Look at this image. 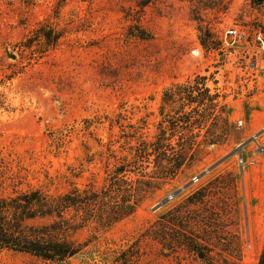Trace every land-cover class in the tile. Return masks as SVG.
<instances>
[{"label": "rangeland", "instance_id": "rangeland-1", "mask_svg": "<svg viewBox=\"0 0 264 264\" xmlns=\"http://www.w3.org/2000/svg\"><path fill=\"white\" fill-rule=\"evenodd\" d=\"M133 25L152 37L132 35ZM232 26L264 30V0H153L144 7L137 0H0V197L30 190L58 195L75 185L100 189L115 155L124 156L141 135L153 139L165 118L188 107L179 86H194L197 77L220 94L234 125L178 175L156 174L144 204L111 228L81 208L63 219H27L30 234L40 229L39 237L90 252L66 264H118L127 249L132 264H258L264 73L255 78L236 64L235 56L241 63L250 50L246 44L232 48L236 55L227 49L224 33ZM200 29L214 43L205 47ZM44 32L59 36L54 45L47 46ZM206 131L201 137L222 134ZM246 141L241 155L233 152ZM182 234L200 242L207 263L178 243ZM162 236L172 243L165 247ZM0 264L59 262L5 248Z\"/></svg>", "mask_w": 264, "mask_h": 264}, {"label": "trees", "instance_id": "trees-1", "mask_svg": "<svg viewBox=\"0 0 264 264\" xmlns=\"http://www.w3.org/2000/svg\"><path fill=\"white\" fill-rule=\"evenodd\" d=\"M152 1L137 0V3L144 7ZM220 1L224 5V0ZM130 31L132 35L141 39L152 37L150 32L137 25L131 26ZM200 31V39L205 47L210 42L214 43L213 36L207 31L201 29ZM42 35L47 39V46L54 45L59 38L57 35L52 36L51 32H44L40 36ZM200 79L197 77L194 86H179V92L186 94L190 104L188 107L184 104L177 116L165 118L153 139L149 140L141 135L135 138L133 144H129L124 156H114L116 164L107 170L104 184L100 189L82 190L75 185L71 190L58 195L30 190L14 196L0 197V250L8 248L59 263L68 262L80 254L88 256L89 251L84 252L82 247L71 242L39 237L40 229H33L35 234H30L28 231L30 228L26 229L28 225L25 221L37 216L63 219L69 209L81 208L90 215L98 216L96 222L102 228L108 229L132 216L152 193L155 179L159 177L156 174L172 177L178 175L186 166L198 160L203 146L221 142L223 134L228 133L234 126L228 106L221 101L220 94L211 91L206 78L204 81ZM171 97L172 91L169 88L165 90L164 101L167 103L172 100ZM204 128H207L206 132L213 128L222 129V134L201 137ZM88 222V219L83 220V225L78 226H84V223ZM57 223L54 220L49 226ZM161 239L165 247L168 242L172 243L166 236H162ZM178 243L187 245L204 263H207L208 255L198 240L182 234ZM134 244L138 247V238ZM128 251L129 249L123 250L122 261L116 259L115 262L132 264ZM109 259L102 257L104 262ZM83 260L97 262L95 258ZM258 264H264V249Z\"/></svg>", "mask_w": 264, "mask_h": 264}, {"label": "built area", "instance_id": "built-area-1", "mask_svg": "<svg viewBox=\"0 0 264 264\" xmlns=\"http://www.w3.org/2000/svg\"><path fill=\"white\" fill-rule=\"evenodd\" d=\"M223 41L229 50L235 46L244 44L248 45L250 53L243 59L244 61L240 63V61H238L240 59L235 56V60H237L236 64H240L239 67L243 70V73H247L248 75L255 78L260 77L262 73H264L263 29L259 28L256 30H247L242 26H232L225 31ZM231 54L236 55V51H231Z\"/></svg>", "mask_w": 264, "mask_h": 264}, {"label": "water", "instance_id": "water-1", "mask_svg": "<svg viewBox=\"0 0 264 264\" xmlns=\"http://www.w3.org/2000/svg\"><path fill=\"white\" fill-rule=\"evenodd\" d=\"M257 135H254L250 140H254L256 139ZM249 140V141H250ZM243 142L242 144H240L233 152H239L241 155V150L242 148L245 146V144L247 143ZM232 152V153H233ZM232 153L228 154L226 157H224L223 159L219 160L218 162H216L214 165H212L211 167H209L208 169H206L204 172H202L201 174L195 176L189 183H187L186 185H184L181 188H178L177 190H175L174 192H172L171 194H169L166 198H164L163 200H161L154 209H157L159 207H161L162 205L166 204L170 199L174 198L175 196H177L182 190H184L189 184L197 181L203 174H205L206 172L210 171L212 168H214L216 165H218L220 162H222L225 158H227L228 156H230ZM59 264H66L65 262H60Z\"/></svg>", "mask_w": 264, "mask_h": 264}]
</instances>
